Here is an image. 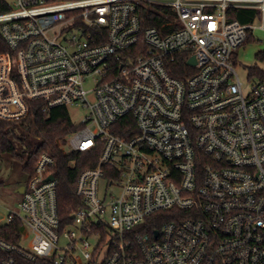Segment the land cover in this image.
Here are the masks:
<instances>
[{
	"label": "built area",
	"instance_id": "2783aa9c",
	"mask_svg": "<svg viewBox=\"0 0 264 264\" xmlns=\"http://www.w3.org/2000/svg\"><path fill=\"white\" fill-rule=\"evenodd\" d=\"M8 2L0 120L35 101L83 108L65 151L100 156L67 223L55 159L38 158L18 207L0 209V228L22 226L0 236V264H264V80L245 91L233 62L257 26L229 17L257 9L264 29V0Z\"/></svg>",
	"mask_w": 264,
	"mask_h": 264
},
{
	"label": "trees",
	"instance_id": "16d2710c",
	"mask_svg": "<svg viewBox=\"0 0 264 264\" xmlns=\"http://www.w3.org/2000/svg\"><path fill=\"white\" fill-rule=\"evenodd\" d=\"M9 9L8 0H0V13ZM143 16L146 18L145 27H160L162 20L157 15L143 12ZM229 17L241 24H251L260 18V13L257 9H233L229 10ZM3 51H7V46L0 35V52ZM256 58L264 62V51L259 52ZM248 70L251 77L264 80V69L258 65L250 66ZM173 74L179 77L177 73ZM79 128L73 123L66 107L44 109L40 101L32 102L30 113L21 120H0V162L11 159L21 165L27 178L20 186L25 185L34 175L37 160L41 155L48 154L55 159L53 172L58 180V211L63 223L69 221L71 211L81 203V199L76 195L80 173L95 167L100 156V149L89 153L65 151L68 138ZM170 215L167 211L156 213L146 220L144 227L148 231L160 229L171 219ZM21 231V223L13 222L0 228V236L8 242L16 243Z\"/></svg>",
	"mask_w": 264,
	"mask_h": 264
},
{
	"label": "rangeland",
	"instance_id": "374dc122",
	"mask_svg": "<svg viewBox=\"0 0 264 264\" xmlns=\"http://www.w3.org/2000/svg\"><path fill=\"white\" fill-rule=\"evenodd\" d=\"M257 28L253 31L251 40L240 47L233 57L235 69L239 75L245 91L251 89L257 78L249 75L248 67L258 65L264 69V62L258 61L256 55L264 51V29L258 28L259 22H255ZM70 117L74 124L79 125L85 116V109L70 107ZM27 176L22 170L20 164L11 159L0 162V209L2 220L5 221L7 209L18 207L21 200V194L16 193V188L25 181Z\"/></svg>",
	"mask_w": 264,
	"mask_h": 264
},
{
	"label": "water",
	"instance_id": "95a60500",
	"mask_svg": "<svg viewBox=\"0 0 264 264\" xmlns=\"http://www.w3.org/2000/svg\"><path fill=\"white\" fill-rule=\"evenodd\" d=\"M190 63H191V64L194 63V59H192V60L190 61ZM52 179H53V177L51 176V177H49L48 180H52ZM24 189H25L24 185H23V186H20V187L16 190V193H18V194H22V193L24 192ZM155 234H157V232H156Z\"/></svg>",
	"mask_w": 264,
	"mask_h": 264
},
{
	"label": "flooded vegetation",
	"instance_id": "af4514ba",
	"mask_svg": "<svg viewBox=\"0 0 264 264\" xmlns=\"http://www.w3.org/2000/svg\"><path fill=\"white\" fill-rule=\"evenodd\" d=\"M19 188V187H18ZM18 188H16L15 190H17Z\"/></svg>",
	"mask_w": 264,
	"mask_h": 264
}]
</instances>
